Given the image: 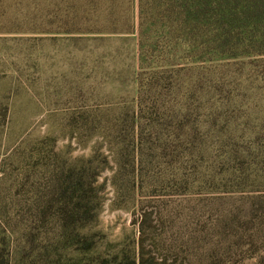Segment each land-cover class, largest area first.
<instances>
[{
    "label": "rangeland",
    "instance_id": "374dc122",
    "mask_svg": "<svg viewBox=\"0 0 264 264\" xmlns=\"http://www.w3.org/2000/svg\"><path fill=\"white\" fill-rule=\"evenodd\" d=\"M139 2L0 0V264H264V59L183 40L140 113Z\"/></svg>",
    "mask_w": 264,
    "mask_h": 264
},
{
    "label": "trees",
    "instance_id": "16d2710c",
    "mask_svg": "<svg viewBox=\"0 0 264 264\" xmlns=\"http://www.w3.org/2000/svg\"><path fill=\"white\" fill-rule=\"evenodd\" d=\"M139 4L140 33L145 37L144 24L149 15L152 18L149 23L161 26L154 35L163 34L170 39L172 50L163 56L158 43L153 45L157 41L140 42L139 49L143 56L141 64L147 65L149 62L150 65L142 67L137 78L140 113L164 114L160 111L170 103L164 100V96L172 90L169 78L175 72V61L180 57L176 47L183 40L187 41L188 46H193L190 53L201 49L196 55L204 61L217 59L228 62L240 58L258 63L264 59V0H140ZM174 34L185 38H175ZM160 38L163 37L157 40ZM3 119L7 125L10 118L6 110ZM35 147L32 145L31 150H28L26 160L34 159V156L38 160L40 152ZM147 214L144 212V217ZM141 225L142 233H145V220H142ZM145 242L143 237L137 245L134 258L125 255L123 264H177L176 261H159L150 251H146Z\"/></svg>",
    "mask_w": 264,
    "mask_h": 264
}]
</instances>
